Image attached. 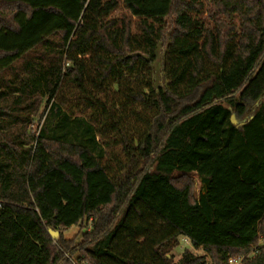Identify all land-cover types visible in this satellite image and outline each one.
Masks as SVG:
<instances>
[{"label":"trees","instance_id":"trees-1","mask_svg":"<svg viewBox=\"0 0 264 264\" xmlns=\"http://www.w3.org/2000/svg\"><path fill=\"white\" fill-rule=\"evenodd\" d=\"M263 97L264 0H0V264H264Z\"/></svg>","mask_w":264,"mask_h":264},{"label":"rangeland","instance_id":"rangeland-1","mask_svg":"<svg viewBox=\"0 0 264 264\" xmlns=\"http://www.w3.org/2000/svg\"><path fill=\"white\" fill-rule=\"evenodd\" d=\"M126 13H127L126 10L123 8V6L120 3L118 8L114 11L113 14L115 16H122V15H124ZM160 64H161V54H160V51H158V58H157V61H156L155 65H154V67H155V75H154V77H155V86L164 84V79L162 78L161 72H160ZM260 102L264 103V97L261 98ZM257 104L258 103L254 104V105H257ZM39 112H42V108H40ZM31 127H32L31 128L32 132H34L36 130L37 124L34 123ZM192 181H193V187H194V190H195L196 194L199 193L200 191H202V184H201L199 178L196 175L192 176ZM81 226L85 227L86 223L82 222ZM80 233H81L80 227L79 226H73V227H71V228H69V229H67V230H65L63 232V237L65 239H70V238H74L75 237V239L78 240L79 236H80ZM184 247H188V243L185 240H181V244H180L179 248L176 249L175 251H173L174 259H177V257L179 256L180 252L182 251V249ZM193 252L198 254V255L202 254L201 250H193Z\"/></svg>","mask_w":264,"mask_h":264},{"label":"built area","instance_id":"built-area-1","mask_svg":"<svg viewBox=\"0 0 264 264\" xmlns=\"http://www.w3.org/2000/svg\"><path fill=\"white\" fill-rule=\"evenodd\" d=\"M242 258L241 257H234L230 258L227 264H241Z\"/></svg>","mask_w":264,"mask_h":264},{"label":"water","instance_id":"water-1","mask_svg":"<svg viewBox=\"0 0 264 264\" xmlns=\"http://www.w3.org/2000/svg\"><path fill=\"white\" fill-rule=\"evenodd\" d=\"M231 120H232V122H234L233 115L231 116ZM50 235L52 236L53 239H56L57 236H58V232H56V231H50Z\"/></svg>","mask_w":264,"mask_h":264}]
</instances>
